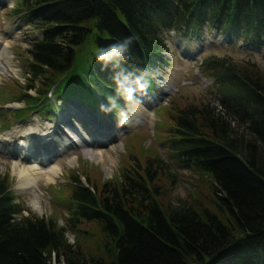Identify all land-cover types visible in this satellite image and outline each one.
Returning <instances> with one entry per match:
<instances>
[{"label":"trees","instance_id":"trees-1","mask_svg":"<svg viewBox=\"0 0 264 264\" xmlns=\"http://www.w3.org/2000/svg\"><path fill=\"white\" fill-rule=\"evenodd\" d=\"M14 14L40 30L23 99L48 116L56 100L116 115L130 83H154L168 68L166 33L173 30L197 40L217 30L229 42L264 47V0H20ZM79 57L84 71L75 83ZM201 69L220 80L219 104L180 109L168 143L181 168L210 177L216 209L164 204L152 161L100 189L76 175L72 219L94 221L106 238L102 254H87L54 220L23 215L3 176L0 264H264V74L255 62L221 56L206 57Z\"/></svg>","mask_w":264,"mask_h":264},{"label":"rangeland","instance_id":"rangeland-1","mask_svg":"<svg viewBox=\"0 0 264 264\" xmlns=\"http://www.w3.org/2000/svg\"><path fill=\"white\" fill-rule=\"evenodd\" d=\"M19 2L20 0H0V46L5 45L8 40L11 42L13 60L19 69L16 74L4 72L0 68L2 73L0 134L16 126L24 127L36 117L53 121L59 132H62L64 127L61 124L62 117L80 122L84 118L83 128H87L84 129L87 134L88 127L92 126V123H87V119L99 123L98 126L102 128L98 131L90 129V136L96 141V145L90 146L91 149L98 151L101 147L106 149L112 145L118 149L113 171L108 172L104 163H96L87 158L83 148L69 139L70 147L72 146L69 155H78V163L75 167L64 166L63 174L56 182L41 185L43 214L33 209L29 195L17 187V177L12 172L15 158L0 151V177L9 178L13 196L24 208L23 215L52 219L66 228L68 242L75 248L81 247L87 254H102L106 238L96 223L94 221L78 222L72 219L73 204L70 201V193L74 176L79 175L86 183H89L88 177L90 183L97 185L100 189L103 182L119 180L123 176L124 169L146 166L151 161L153 164H159L156 185L158 197L164 204L186 203L199 209L205 206L216 209L210 177L196 169L181 168L174 160L168 143L171 136L170 130L180 109L190 105L201 107L209 103L219 104V98L222 95L220 80L216 79L212 70L201 69L203 59L221 56L239 64L251 61L255 62L264 74V47L257 48L240 38L229 42L217 30L207 32L201 40L190 39L189 36L185 37V34L173 30L166 33L171 58L168 68L163 72L160 71L158 74L160 77H156L154 83L149 81L143 85L130 83L131 87L124 103L114 107L117 116L109 109L104 111V106H97V99L91 94L87 95L86 100L93 106H97L95 110L89 109L86 105L81 106L76 101L63 106L56 100L58 107L56 108L52 103L56 108L55 113L48 116L45 109L39 112L34 107L31 111L27 100L23 99V93L26 92L25 86L30 78L27 69V63L31 59L29 49L32 41L40 36V30L34 23L14 14ZM84 60L83 57H79L76 61V67L72 73V78L77 77L72 79L75 83H81L80 77L84 69L80 64H84ZM70 80L63 82L59 90L66 88ZM36 83L40 86L39 80ZM28 92L32 95L37 94L35 88ZM52 100L54 101V97ZM14 104L18 105L14 106ZM79 109H85L86 114ZM75 110L78 113L75 112L72 115L71 112ZM84 124L87 125L84 126ZM238 125L233 122L235 128ZM239 128L243 131L246 126L241 124ZM77 135L80 137L81 133ZM158 159H162L166 165L161 167Z\"/></svg>","mask_w":264,"mask_h":264},{"label":"bare ground","instance_id":"bare-ground-1","mask_svg":"<svg viewBox=\"0 0 264 264\" xmlns=\"http://www.w3.org/2000/svg\"><path fill=\"white\" fill-rule=\"evenodd\" d=\"M10 48L9 40L5 42V45L0 46V68L4 72L18 74L19 69L13 60L14 54ZM1 74L0 81L2 80ZM79 110L86 114V110ZM75 112L78 113L75 110L71 114L74 115ZM66 119L62 117L61 120L65 127L62 132L56 129L52 121L36 117L24 127L16 126L4 134H0V151L15 158L12 172L17 177V187L29 195L31 206L40 214L44 213L41 185L56 182L62 176L64 166L75 167L78 163V155H69L72 147H70L69 139L75 145L83 148L87 158L96 163H104L108 172L113 171L116 162L118 149L114 145L106 149L101 147L98 151H94L90 147L96 145V141L90 136V129L98 131L101 128L98 126L99 123L87 119V123H92V126L88 127L87 134L84 132L86 127L83 128L84 118L81 119L82 122L74 119L70 125ZM77 133H81L82 136L79 137Z\"/></svg>","mask_w":264,"mask_h":264}]
</instances>
